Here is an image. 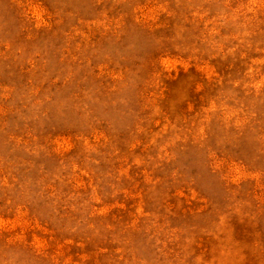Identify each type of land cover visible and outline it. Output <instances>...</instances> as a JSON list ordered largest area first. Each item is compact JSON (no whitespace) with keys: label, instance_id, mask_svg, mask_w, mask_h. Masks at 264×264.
I'll list each match as a JSON object with an SVG mask.
<instances>
[{"label":"rangeland","instance_id":"obj_1","mask_svg":"<svg viewBox=\"0 0 264 264\" xmlns=\"http://www.w3.org/2000/svg\"><path fill=\"white\" fill-rule=\"evenodd\" d=\"M0 264H264V0H0Z\"/></svg>","mask_w":264,"mask_h":264}]
</instances>
